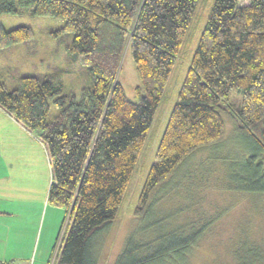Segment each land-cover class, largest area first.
<instances>
[{
	"label": "trees",
	"instance_id": "1",
	"mask_svg": "<svg viewBox=\"0 0 264 264\" xmlns=\"http://www.w3.org/2000/svg\"><path fill=\"white\" fill-rule=\"evenodd\" d=\"M241 1L215 0L210 10L136 213L147 208L156 188L161 193L173 185V174L197 149L223 140L224 114L264 152V0ZM199 2L0 0V15L29 7L62 22L60 31L72 36L69 51L90 74L79 98L62 95L49 73L24 75L14 89L0 81V108L47 150L48 201L66 209L53 264H98V238L119 216ZM34 38L29 25L0 26V52ZM127 53L139 80L136 100L119 80ZM233 92L240 104L231 101ZM235 181L239 190L264 193V157L251 155ZM196 230L183 224L149 236L133 233L115 264L184 261L204 236L203 228Z\"/></svg>",
	"mask_w": 264,
	"mask_h": 264
},
{
	"label": "rangeland",
	"instance_id": "2",
	"mask_svg": "<svg viewBox=\"0 0 264 264\" xmlns=\"http://www.w3.org/2000/svg\"><path fill=\"white\" fill-rule=\"evenodd\" d=\"M214 2L200 0L197 6L119 216L98 238V264H115L133 233L149 236L183 224L197 230L203 228L204 236L184 261L177 259L168 264H264V193L239 190L235 183L238 175L245 172L248 158L259 154L262 159L264 152L239 132L236 123L226 114L223 140L197 149L193 155L196 156L173 174V185L161 193L162 187L156 188L147 208L136 213L146 177L156 162L155 153L163 130ZM248 3L249 0L241 1V5ZM20 25L31 26L35 38L31 43L15 44L0 52V81L14 89L24 75L49 73L61 86L62 95L74 94L79 98L82 90L90 86V74L82 59L69 51L72 36L60 31L62 22L37 16L29 7H24L19 14L0 15V26L5 29ZM119 80L128 97L136 100L139 80L130 53L123 58ZM231 101L240 104L241 95L233 92ZM33 140L21 146L16 144L15 149L10 146L6 149L8 164L0 175V206L21 211V225L26 231L24 249L33 253L29 264H53L66 209L48 201L49 160L42 143H33ZM19 147L26 151L20 153ZM200 175H205L202 183ZM7 216L8 213L0 211V224Z\"/></svg>",
	"mask_w": 264,
	"mask_h": 264
},
{
	"label": "crops",
	"instance_id": "3",
	"mask_svg": "<svg viewBox=\"0 0 264 264\" xmlns=\"http://www.w3.org/2000/svg\"><path fill=\"white\" fill-rule=\"evenodd\" d=\"M17 136H19L20 139ZM21 136H24L25 139L22 140ZM29 140H33V143L40 142L37 138H35V136H33V134L27 131L23 126H21L0 108V175L1 170L8 164V158L5 156L6 149L9 146L15 149L16 144L21 146L27 144ZM31 146L27 148L29 152ZM44 150L48 157L45 147ZM25 151L26 149L19 147L20 153ZM0 211H2L4 214L5 212L8 213V216L4 218V222L0 224V261L12 264H29L30 257L33 255V253H28L24 249L23 239L26 236V231L21 225V211L10 206H0ZM33 264H35V262Z\"/></svg>",
	"mask_w": 264,
	"mask_h": 264
}]
</instances>
